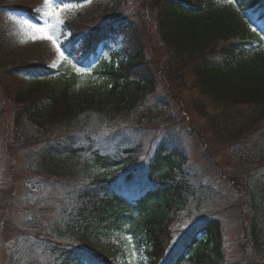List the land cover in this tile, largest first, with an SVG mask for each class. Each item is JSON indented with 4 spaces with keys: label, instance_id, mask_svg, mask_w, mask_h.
Wrapping results in <instances>:
<instances>
[{
    "label": "trees",
    "instance_id": "obj_1",
    "mask_svg": "<svg viewBox=\"0 0 264 264\" xmlns=\"http://www.w3.org/2000/svg\"><path fill=\"white\" fill-rule=\"evenodd\" d=\"M142 2L144 21L157 33L154 49L161 53L155 68L139 15H120L91 33L68 20L61 48L78 67L89 66L110 43L121 45L124 56L101 64L104 82L83 100H76L75 76L11 100L13 144L26 173L63 182L64 192L42 235L47 241L16 242L7 264H129L117 252L95 247L121 229L134 241L140 264H227L224 215H210L206 196L214 192L190 169L189 133L168 101L155 94L160 78L182 84L190 75L199 95L190 108L218 144L230 147L256 133L264 143V50L256 34L264 29V0ZM55 74L43 62L23 61L0 69V85ZM4 113L0 105V116ZM260 154L264 157V147ZM256 179L255 196L249 186L242 195L250 229L246 264L264 263V173Z\"/></svg>",
    "mask_w": 264,
    "mask_h": 264
},
{
    "label": "rangeland",
    "instance_id": "obj_2",
    "mask_svg": "<svg viewBox=\"0 0 264 264\" xmlns=\"http://www.w3.org/2000/svg\"><path fill=\"white\" fill-rule=\"evenodd\" d=\"M53 3L57 7L61 4L56 0ZM71 5L75 7L60 14L62 23L57 26L55 37L59 46L67 40L64 23L68 20L85 26V30L91 33L120 15H139L138 19L143 22L138 21V27L145 31L147 40L149 36L147 51L155 68L161 53L154 49L157 33L151 23L144 21L142 0H87ZM15 8L30 9L35 15L29 18ZM49 11L44 0H0V69L27 61L43 62L57 71L49 78L19 77L0 85V105L5 111L0 116V264H7L16 242L27 238L33 244H39L40 239L47 241L42 235L55 220L64 192L63 182L39 179L26 173L22 155L18 154L13 144L11 100L28 90L60 82L65 76H75L76 100H83L102 86L101 64L117 63L124 56L121 45L110 43L101 47L96 60L85 68L75 65L73 58L67 54V59H62L52 42L41 39V33L36 31V28H44L46 21L53 23ZM257 32L259 47L264 50V29ZM191 81L190 75L182 84L160 78L155 97H164L168 101L178 120H181L180 126L189 133L185 150L190 169L201 184L214 192L206 196L210 201L207 209L212 216L224 215L223 252L226 263L246 264L245 259L250 258L244 257L251 254L249 248H245L250 229L241 209L249 187L251 195L255 196L252 188L258 185L255 183L256 176L264 173V157L260 156L264 147L263 138L256 133L230 147L218 144L210 136L205 121L190 108L191 101L199 99ZM202 198L205 199V193ZM207 209L202 208L201 212ZM95 244L98 250L117 252L119 260L140 264L139 251L126 229L110 233ZM32 247L31 252L38 253L37 246ZM121 251H124L123 257ZM249 264L261 262L255 259Z\"/></svg>",
    "mask_w": 264,
    "mask_h": 264
},
{
    "label": "snow or ice",
    "instance_id": "obj_3",
    "mask_svg": "<svg viewBox=\"0 0 264 264\" xmlns=\"http://www.w3.org/2000/svg\"><path fill=\"white\" fill-rule=\"evenodd\" d=\"M231 2H232V0H229V3H231ZM44 3L50 9L49 15L51 16L53 23L48 24L46 21L45 27L44 28H36V31L41 33V36H40L41 39H48L52 42V44L56 48V51L59 53V55L62 59H67V57H65L64 51L61 50V48H60V46H59V44L55 38L56 37V28L60 23H62V20L60 18V14L62 12H64L65 10L72 8V7H75V6L71 5V4L61 3L60 6L57 7L54 5L53 0H44ZM32 27L35 28L36 26L33 25ZM252 31L255 32L256 29L252 28Z\"/></svg>",
    "mask_w": 264,
    "mask_h": 264
}]
</instances>
